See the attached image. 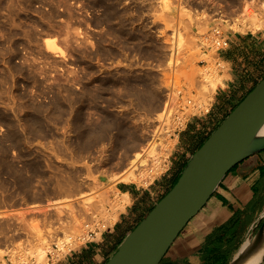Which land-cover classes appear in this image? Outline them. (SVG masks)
I'll use <instances>...</instances> for the list:
<instances>
[{"label":"rangeland","instance_id":"374dc122","mask_svg":"<svg viewBox=\"0 0 264 264\" xmlns=\"http://www.w3.org/2000/svg\"><path fill=\"white\" fill-rule=\"evenodd\" d=\"M251 1L0 0V264H46L65 255L54 241L74 231L71 215L75 228L97 215L91 205H102L103 218L114 214L111 227L124 223L121 212L132 201L119 182L166 191L182 159L219 124L220 84L207 106L198 94L199 72L212 63L223 84L229 78L212 30L264 32V0ZM46 38L64 54L48 51ZM172 53L176 64H169ZM246 75L239 71L233 83ZM172 86L179 90L167 118L169 141L158 140L170 151L168 170L118 180L134 153L148 148ZM81 195L74 210L53 205ZM42 247L51 248L45 263L37 255Z\"/></svg>","mask_w":264,"mask_h":264},{"label":"crops","instance_id":"0c3cea01","mask_svg":"<svg viewBox=\"0 0 264 264\" xmlns=\"http://www.w3.org/2000/svg\"><path fill=\"white\" fill-rule=\"evenodd\" d=\"M224 27L229 45L219 49L217 54L227 64L229 78L225 79V84L219 85L220 90H224V96L220 98L218 92L215 96V100L220 98L219 111L215 113L219 124L264 78V32ZM239 71L248 75L241 79L238 77L239 84H235L233 82ZM253 81L256 84L252 87ZM180 138L181 135L179 141ZM195 150L182 159L179 168L167 180L165 192L119 182L117 189L121 194L128 193L132 201L128 210L121 212L125 222L113 226L96 240L88 241L63 256L49 259L46 264H106L152 206L173 187ZM160 192H163L162 196L158 195ZM133 203L136 206L132 208ZM263 220L264 147L246 156L227 173L206 205L179 234L160 264H230L257 232ZM259 264H264V257Z\"/></svg>","mask_w":264,"mask_h":264},{"label":"water","instance_id":"95a60500","mask_svg":"<svg viewBox=\"0 0 264 264\" xmlns=\"http://www.w3.org/2000/svg\"><path fill=\"white\" fill-rule=\"evenodd\" d=\"M264 78L192 155L176 184L126 236L106 264H160L189 221L215 193L227 173L261 146ZM264 237V220L230 264H244Z\"/></svg>","mask_w":264,"mask_h":264},{"label":"bare ground","instance_id":"6f19581e","mask_svg":"<svg viewBox=\"0 0 264 264\" xmlns=\"http://www.w3.org/2000/svg\"><path fill=\"white\" fill-rule=\"evenodd\" d=\"M251 2H254V0H252ZM222 15V14H221ZM225 16V15H224ZM226 17V16H225ZM257 17H255L254 19H256ZM226 21H229V19H227ZM209 44V43H208ZM212 46H214L212 43H211ZM201 46V45H200ZM216 47V46H215ZM45 48L50 51V52H53V53H56V54H59V55H63L64 54V51L61 49V47L59 46V44L57 43L56 39L55 38H46L45 39ZM212 48V47H211ZM214 48V47H213ZM212 48V49H213ZM210 51V50H209ZM205 54V53H204ZM207 55V54H206ZM210 55V54H209ZM208 55V56H209ZM210 57H212V55H210ZM209 57V59H210ZM173 58H174V54L172 53L171 54V58H170V62L169 64H172L173 62H176L178 61V58L175 59V61H173ZM213 59V57L211 58V60ZM213 61V60H212ZM211 61V62H212ZM210 63V62H209ZM211 64V63H210ZM176 67V66H175ZM217 67V66H216ZM204 69V68H203ZM202 70V69H201ZM200 73V74H199ZM199 82H201V85H200V90L201 92H199L198 90V94H199V102L201 103V105H204V106H207L208 104V97L210 96V93L218 86V84H223L224 83V79H222V75L218 76L216 73H217V70L215 68V64L213 65H209L207 66L204 70H202V72H199ZM198 74L196 75V77L198 76ZM226 75V73L224 74ZM227 76V75H226ZM195 77V78H196ZM190 80V79H188ZM197 80V79H196ZM192 81V80H191ZM188 82V81H187ZM186 82V83H187ZM195 82V81H193ZM196 83V82H195ZM193 83V86L194 84ZM198 83V82H197ZM196 83V84H197ZM188 85V84H187ZM192 86V84H190ZM198 85V84H197ZM189 86V85H188ZM196 86V85H195ZM173 87V89H172ZM170 88H168V91H169V96L170 97V104L169 105H166L163 107V110L157 115L156 119V123L154 125V128L152 129V140L148 146L147 149H142L140 151H137L134 153V158L131 160V163L133 164L132 166H130L128 168V170L124 171L120 176V181H123V180H134V179H139V174L141 173L142 175H146L149 174L151 177L154 176L155 174H158L157 172H160L161 170H164L165 168H167V165H168V160H167V149L165 146H163L162 144H160V142H158L159 140V137H164L165 133H166V130L169 129L168 127H170V125L172 124L171 121V124L167 123V118L171 119V106L173 104V102L177 99V93H178V90L179 88H177L176 86H172ZM197 87V88H198ZM167 88V87H166ZM170 89V90H169ZM177 91V92H176ZM170 93H171V96H170ZM195 97H198L197 96V93L195 95ZM194 98V97H193ZM211 98V96L209 97ZM197 100V98H194ZM195 100V102H196ZM194 101V100H193ZM188 102H192L191 99L188 100ZM198 102V101H197ZM199 103V104H200ZM211 103V102H210ZM198 104V106H199ZM203 107V106H202ZM205 109V108H203ZM208 109V108H207ZM209 110V109H208ZM155 119V118H154ZM180 120V119H179ZM161 121V125L157 128V124L158 122ZM175 121V120H173ZM180 122V121H179ZM179 124V123H178ZM165 131V132H164ZM171 131V130H170ZM170 135V134H169ZM258 136L259 137H264V124L262 125L259 133H258ZM168 137V136H167ZM165 138V137H164ZM166 139V138H165ZM164 139V140H165ZM167 140V139H166ZM169 141V140H167ZM164 143V141H163ZM168 143V142H167ZM166 143V144H167ZM162 145V146H161ZM165 145V144H164ZM170 145V144H169ZM264 145V139L263 141H261L260 143L254 145L252 148H250L248 151H252L254 149H257L261 146ZM169 151V149H168ZM170 152V151H169ZM169 155V154H168ZM148 157H151V161L149 163H147V158ZM147 165L151 166L154 168L153 171H145V174H144V170H146L147 168ZM150 169V168H149ZM148 170V169H147ZM146 177L148 178V176L146 175ZM149 177V178H151ZM155 177V176H154ZM144 179V178H143ZM149 180V179H148ZM151 181V179H150ZM147 182V181H146ZM144 183V181L142 182ZM149 183V182H148ZM84 195H81L79 197H70V196H66L64 199H60V200H55L53 202V205L55 208H58L59 210H61L62 208H74V203L77 199H81ZM100 202V201H99ZM95 203V202H94ZM92 204H93V201H92ZM100 204V203H99ZM98 204V206L96 205H91L92 208H90V211H92L93 213L94 212H97V213H94V214H97L95 215L94 217L92 216H89L86 220H84V222H82V225L80 226H77L79 228H75V226L77 225L76 224V215H71L72 217H70V224H72L71 227H74L73 230L74 231H70L68 230L69 232L71 233H63V234H66L64 235V237L60 238V239H57L55 240V245H58L59 247H63L65 246V244H75L76 242H78V238H81L82 235L84 234V232L86 231V228L88 227V223H91V222H99L100 221V218H103V212L102 210L100 209V205ZM47 205V204H46ZM89 205V203L87 204ZM35 207V206H34ZM102 207V205H101ZM106 207V206H104ZM32 209H34L33 207H31ZM29 208V209H31ZM75 209V208H74ZM73 209V210H74ZM78 209V208H76ZM85 209V208H84ZM89 209V208H88ZM103 209V208H102ZM35 210V209H34ZM67 210V209H66ZM81 210V209H79ZM101 210V213H102V217H100L98 215V211ZM108 210V209H107ZM105 209V213L107 211ZM70 211V209H69ZM69 211H68V214H69ZM85 211V210H84ZM82 210V214L84 212ZM89 212V210H87ZM74 213V211H72ZM81 212V211H80ZM108 212V211H107ZM71 213V212H70ZM79 214V213H77ZM82 214H79V215H82ZM88 214V213H87ZM86 213L84 214V217L85 215H87ZM108 214V213H107ZM106 214V215H107ZM112 214V213H110ZM109 214V216H110ZM2 215H6V214H1L0 213V217ZM107 216L106 218L104 217L103 219H106V223H113V221L116 219L114 214L112 216ZM81 218H83L82 216H80ZM118 218V217H117ZM67 220V219H66ZM86 220V221H85ZM68 221V220H67ZM66 222V221H65ZM69 223V222H68ZM65 225V223H63ZM67 225V224H66ZM67 227V226H66ZM65 227V229H66ZM70 227V226H69ZM68 227V228H69ZM70 229V228H69ZM76 230V231H75ZM62 234V235H63ZM251 240V239H250ZM250 240L248 241V243L245 245V247L249 244ZM80 243V242H78ZM77 243V245H78ZM79 246V245H78ZM244 247V248H245ZM49 249L51 250L50 247H42L38 250V257L41 258V260L45 261V259L47 260L48 259V256H49ZM22 254H20L21 256ZM64 255V254H63ZM19 256V257H20ZM18 257V258H19ZM60 257V256H59ZM263 257H264V237L262 238L260 244H259V247L258 249L256 250V252L254 253V255H252L244 264H259L262 260H263ZM39 258V260H40ZM50 258V257H49ZM55 258V257H54ZM58 258V257H57ZM17 259V258H16ZM42 262V263H45V262ZM48 262V261H47ZM13 264H20V262H18L17 260H15V262H13ZM38 264H39V261H38ZM41 264V262H40Z\"/></svg>","mask_w":264,"mask_h":264},{"label":"built area","instance_id":"2783aa9c","mask_svg":"<svg viewBox=\"0 0 264 264\" xmlns=\"http://www.w3.org/2000/svg\"><path fill=\"white\" fill-rule=\"evenodd\" d=\"M211 42L214 46L217 47V49H221V48L227 47L229 45V38L226 35L224 29L217 26L212 30ZM178 135H180V132L178 133ZM167 160H168V157H167ZM168 166H169V160H168L167 168H165L164 170H168ZM153 170H154V168H153ZM111 228L112 227H111L110 223H106V219H102L99 222L95 221V222L88 223V227L86 228V231L84 232L82 237L78 238V240H77L78 242H81V244H79V246H81L82 244H84L88 241L96 240L104 232L110 230ZM79 246L73 247L72 244H65V246L59 247L58 245H56L58 251H60V252H63L64 250H68V252H70Z\"/></svg>","mask_w":264,"mask_h":264},{"label":"trees","instance_id":"16d2710c","mask_svg":"<svg viewBox=\"0 0 264 264\" xmlns=\"http://www.w3.org/2000/svg\"><path fill=\"white\" fill-rule=\"evenodd\" d=\"M257 84H258V83H257ZM257 84H256V85H257ZM256 85H255V86H256ZM255 86H254V87H255ZM254 87H253L250 91H252V90L254 89ZM244 98H245V97H244ZM242 100H243V99H242ZM242 100H241V101H242ZM239 103H240V102H239ZM239 103H238V104H239ZM238 104H237V105H238ZM237 105H236V106H237ZM236 106H235V107H236ZM235 107H234V108H235ZM233 110H234V109H233ZM233 110H232V111H233ZM220 124H221V123H220ZM220 124H219V125H220ZM219 125H218V126H219ZM218 126H217V127H218ZM217 127H216V128H217ZM216 128H215V129H216ZM215 129H214V130H215ZM211 134H212V133H211ZM209 136H210V135H209ZM209 136H208L205 140H203L202 143L197 144L198 146H197L195 152H196V151H197V150H198V149L204 144V142L209 138ZM180 176H181V175H180ZM180 176H179V177H180ZM179 177H178V179H179ZM178 179H177V181H178ZM177 181H176V182H177ZM175 184H176V183H175ZM175 184H174V185H175ZM174 185H173V186H174ZM171 189H172V188H171ZM171 189H170V190H171ZM170 190H169V191H170ZM169 191H168V192H169ZM168 192H167V193H168ZM167 193H166V194H167ZM166 194H165V195H166ZM165 195H164V196H165ZM164 196H163V197H164ZM262 223H263V222H262ZM261 225H262V224H261ZM261 225H260V226H261Z\"/></svg>","mask_w":264,"mask_h":264}]
</instances>
